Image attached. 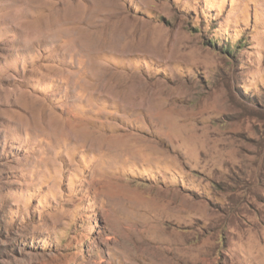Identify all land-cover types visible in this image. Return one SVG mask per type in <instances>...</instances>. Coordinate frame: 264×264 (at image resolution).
<instances>
[{
    "label": "rangeland",
    "instance_id": "obj_1",
    "mask_svg": "<svg viewBox=\"0 0 264 264\" xmlns=\"http://www.w3.org/2000/svg\"><path fill=\"white\" fill-rule=\"evenodd\" d=\"M0 264H264V0H0Z\"/></svg>",
    "mask_w": 264,
    "mask_h": 264
},
{
    "label": "bare ground",
    "instance_id": "obj_2",
    "mask_svg": "<svg viewBox=\"0 0 264 264\" xmlns=\"http://www.w3.org/2000/svg\"><path fill=\"white\" fill-rule=\"evenodd\" d=\"M130 91L131 92L134 91L133 86L130 88ZM126 136H128L129 139H132V138L135 139L138 137V134L129 133V134H126ZM90 142H91V139L89 143ZM105 150L107 151L106 153L107 155H113L115 156V159L134 160L136 154L137 153L139 154L140 151H142L143 149L134 147V146L106 145ZM145 152L150 153V150L146 148L144 149L143 153ZM107 189H113V187L109 185ZM158 232L163 234V229L158 230ZM155 239H148L143 234H140L139 232H137V235L132 236L130 243H129V250L131 251V255L134 258H137L139 256L144 257L148 255L150 260L153 262L154 260H157V259H163L164 256H166L165 255L166 241L163 239H160V240H157V239L155 240Z\"/></svg>",
    "mask_w": 264,
    "mask_h": 264
}]
</instances>
